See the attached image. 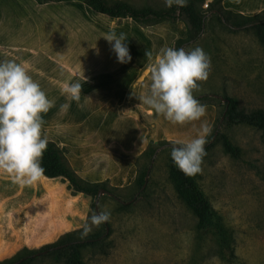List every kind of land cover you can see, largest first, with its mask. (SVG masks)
I'll use <instances>...</instances> for the list:
<instances>
[{
	"label": "rangeland",
	"instance_id": "374dc122",
	"mask_svg": "<svg viewBox=\"0 0 264 264\" xmlns=\"http://www.w3.org/2000/svg\"><path fill=\"white\" fill-rule=\"evenodd\" d=\"M212 1L206 0L204 7ZM133 3L159 5L149 0H133ZM152 36L155 46L149 52L154 58L162 48H173L179 38L186 36V24L165 22L154 29ZM196 47L202 48L210 58V68L207 80L198 81L199 87L193 96L208 94L201 104L214 105L215 116L212 107L204 105L206 114L195 126L191 127L190 122L174 125L151 108L158 121L153 127L158 131L163 120L160 135L170 139L150 141L145 150L149 146L160 147L155 157L143 151L134 160L111 164L106 171L115 167V172L124 170L127 175L120 183L111 178L98 181L117 198L107 192L96 197L97 212L107 210L110 219L99 227L91 226L88 234L108 232L109 235L99 243L82 248L85 264H264V129L244 123L230 124L225 117L221 123L225 108L223 97L236 98L239 107L246 111L264 109V45L254 28L232 29L213 12L207 17L200 39L184 49L191 51ZM145 52L139 46V73L150 63ZM122 75L125 80V72ZM115 77L118 76H112ZM102 78H93L94 86ZM147 78L146 83L139 85L147 84L149 89V72ZM132 86L127 84L123 91H132ZM50 100L54 106L42 114L43 136L64 148L67 158L71 157V146L82 148L86 140L84 128L89 126L88 116L75 112L79 101ZM65 104L69 105L66 111L62 109ZM95 118L99 122L102 115L92 114L91 121ZM213 118L207 143L221 126L214 145L205 151L197 180L232 235L229 250L222 249L211 231L199 227L197 216L179 197L170 177L173 147L170 141L195 138L201 125ZM220 133L241 148L239 157L225 151ZM147 167H150L147 184L141 189L136 180ZM93 179L86 178L97 183ZM92 201V197L73 190L61 177L43 175L35 185L20 187L8 177L0 176V262L11 259L25 247L40 248L73 229L90 225V218L96 213L91 207ZM123 202L130 204L124 207ZM33 264L65 263L39 256Z\"/></svg>",
	"mask_w": 264,
	"mask_h": 264
},
{
	"label": "crops",
	"instance_id": "0c3cea01",
	"mask_svg": "<svg viewBox=\"0 0 264 264\" xmlns=\"http://www.w3.org/2000/svg\"><path fill=\"white\" fill-rule=\"evenodd\" d=\"M220 8L255 15L264 10V0H222ZM164 23L145 27L131 17L116 18L97 12L80 0H0V61L26 63L29 74L49 99H68L60 91L65 82L82 86L75 112L88 116L90 123L84 128L83 147L71 146L68 157L81 177H92L96 182L111 178L120 183L127 175L124 170L115 172V167L106 171L111 164L136 159L151 140L170 139L160 135L163 120L156 131L153 126L158 121L152 109L138 98L149 91L147 84L139 85L148 79V67L139 73V46L146 52L153 50L154 29ZM112 33L125 37L131 61L118 62L103 37ZM95 77H104L98 86H94ZM129 83L134 89L124 92ZM113 98L117 101H110ZM202 105L211 106L215 116L214 105ZM92 114L102 118L92 122ZM214 118L207 124L209 127ZM195 125L196 121L190 122L191 127Z\"/></svg>",
	"mask_w": 264,
	"mask_h": 264
},
{
	"label": "clouds",
	"instance_id": "9594fccd",
	"mask_svg": "<svg viewBox=\"0 0 264 264\" xmlns=\"http://www.w3.org/2000/svg\"><path fill=\"white\" fill-rule=\"evenodd\" d=\"M166 7L173 4L187 5V0H164ZM112 46L120 63L131 61L125 37L114 33L103 36ZM150 63V88L147 94L138 96L141 103L152 108L166 120L184 125L200 120L206 114V106L193 96L198 81L208 78L210 58L202 48L191 51L184 48H162L154 58L145 52ZM60 91L69 100L79 101L80 83L65 82ZM54 106L40 84L29 74L26 63L14 60L0 61V176L8 177L20 187L33 186L39 182L44 169L41 166L47 138L43 136V115ZM68 104L62 105L67 110ZM211 132L205 123L190 140L175 139L171 158L175 166L185 175L194 176L202 171L201 164L206 155V136ZM110 219L107 210L95 213L90 225L85 224L82 236H87L91 226L99 227Z\"/></svg>",
	"mask_w": 264,
	"mask_h": 264
},
{
	"label": "trees",
	"instance_id": "16d2710c",
	"mask_svg": "<svg viewBox=\"0 0 264 264\" xmlns=\"http://www.w3.org/2000/svg\"><path fill=\"white\" fill-rule=\"evenodd\" d=\"M39 3L59 2L68 0H37ZM93 10L101 12L116 18L131 17L142 26H151L161 22L184 21L186 24V36L179 38L174 47L176 49L185 48L187 44L196 42L204 33L207 17L210 13L216 12L220 19L232 29H244L252 27L264 45V10L255 15H244L233 10L220 8L222 0H214L208 3L205 8L206 0H187V5L180 7L173 4L172 7H166L164 0H149L158 2V6L142 5L138 6L133 0H80ZM203 94L195 97L199 103L207 97ZM225 108L223 115L225 120L230 124H248L254 127L264 129V109L257 108L246 111L240 108L238 100L234 97H223ZM214 136V134H213ZM222 144L227 153L234 157H239L241 148L235 145L230 138L220 133ZM214 142H208L204 147L205 151L211 148ZM160 147L149 148L144 153H150L154 156ZM41 166L44 169V176L54 178L61 177L69 182L71 188L75 191L82 192L93 198L91 207L97 212L98 204L96 197L101 188L105 185L101 183L90 182L81 177L78 172L71 166L64 148L60 147L53 141H48L47 148L43 153ZM150 170L147 167L145 172L137 178L136 182L143 189L147 184L146 176ZM170 177L175 184L179 197L193 210L198 218V225L201 229L211 231L217 238L220 246L224 250L231 248V233L225 227L222 217L212 205L209 197L199 184L197 174L194 176L185 175L180 171L170 159ZM146 186V185H145ZM145 188V187H144ZM107 193L117 198L111 190L105 189ZM130 202H123V206H129ZM103 224H106L103 223ZM83 229L74 230L66 233L55 242L46 244L40 248L32 249L25 247L11 259L0 264H33L36 257L48 256L56 261H64L65 264H85L82 257V248L89 244H96L102 241L106 234H88L82 236Z\"/></svg>",
	"mask_w": 264,
	"mask_h": 264
},
{
	"label": "water",
	"instance_id": "95a60500",
	"mask_svg": "<svg viewBox=\"0 0 264 264\" xmlns=\"http://www.w3.org/2000/svg\"><path fill=\"white\" fill-rule=\"evenodd\" d=\"M223 120H224V115H223L222 118H221V123L223 122ZM220 126H221V124H219L218 129L216 130V133H215V135H214V137H213V140H211L210 142H213L214 139L216 138L217 134L219 133ZM159 150H160V149H157L156 153L154 154V157L156 156V154L158 153ZM148 176H149V172H148V174H147V176H146V181H147V179H148ZM146 183H147V182H146ZM145 185H146V184H145ZM145 185H144V187H145ZM144 187H143V188H144ZM105 192H106L105 189L101 188V189L99 190V192H98V196H101V195L104 194Z\"/></svg>",
	"mask_w": 264,
	"mask_h": 264
},
{
	"label": "built area",
	"instance_id": "2783aa9c",
	"mask_svg": "<svg viewBox=\"0 0 264 264\" xmlns=\"http://www.w3.org/2000/svg\"><path fill=\"white\" fill-rule=\"evenodd\" d=\"M208 5V4H207Z\"/></svg>",
	"mask_w": 264,
	"mask_h": 264
}]
</instances>
